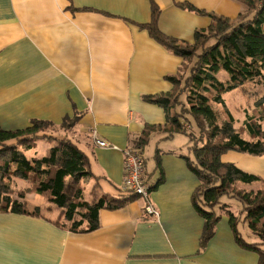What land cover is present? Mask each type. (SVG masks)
<instances>
[{"label": "crops", "instance_id": "crops-1", "mask_svg": "<svg viewBox=\"0 0 264 264\" xmlns=\"http://www.w3.org/2000/svg\"><path fill=\"white\" fill-rule=\"evenodd\" d=\"M183 1L230 19L244 9L239 0H154L159 29L184 41H192L194 31L207 28L211 18L176 5ZM149 20V0H0V125L20 129L42 119L58 127L88 158L94 177L81 181L92 184L85 200L123 194L122 152L95 139L136 148L147 125L164 126L162 107L144 97L171 90L165 77L177 74L182 58L138 26ZM65 117L69 122L63 127ZM176 133L157 128L140 148L153 153L151 141L157 138L151 173L141 153L157 218L146 216L144 200L135 199L119 208H101L95 229L72 231L61 210L39 194L48 204L25 199L27 207L50 213L54 208L53 217L42 210L40 215L0 211V264H258V253L235 241L225 212L212 238L199 246L204 220L192 201L199 181L185 160L193 162L185 153L187 144L182 138L173 142ZM40 141L52 145L39 138L30 149ZM221 161L264 179V153L229 150ZM18 184L13 189L29 186ZM236 185L264 188L262 180ZM241 237L264 249L261 241Z\"/></svg>", "mask_w": 264, "mask_h": 264}, {"label": "trees", "instance_id": "trees-1", "mask_svg": "<svg viewBox=\"0 0 264 264\" xmlns=\"http://www.w3.org/2000/svg\"><path fill=\"white\" fill-rule=\"evenodd\" d=\"M239 1L244 9L232 19L208 13L186 1L177 2L180 8L211 18L207 28L194 31L192 41H184L159 29L157 20L160 8L154 0H149L150 20L138 26L166 49L180 56L182 62L176 75L165 77L172 85L170 91L144 97L162 107L165 123L163 127L147 125L136 139L135 147L142 148L148 142L150 132L157 128H162L168 135L185 133L191 140L194 131L186 117L189 114L198 128L201 144L192 147L193 162L185 157L188 167L199 181L192 194L194 207L204 220L199 246L203 247L212 238L216 223L225 212L235 241L243 248L256 251L258 264H264V249L244 241L237 229V217L219 200L223 195L238 198L244 220L264 244V188L247 191L236 185L239 181L264 182V179L241 170L231 162L221 161V155L229 150L253 155L264 153V129L257 122L259 118L264 120V110L256 117L247 113L243 124L235 128L229 112L219 125L217 113L211 107V103H216L225 108L224 93L250 84L259 88L257 105H264V0ZM220 70L228 73L224 81L217 77ZM180 92L185 94L186 99L181 112H177L175 107L179 103ZM67 122L69 120L65 117L61 126H68ZM49 126L54 125L42 119H32L20 129H5L0 125V211L9 209L15 213L40 215V207L29 209L24 199L26 191H34L46 196L48 202L61 210L60 215L70 230L85 232L97 227V215L101 208H119L139 198L125 191L118 198L102 194L97 197L93 195L90 201L85 200L81 181L94 177L88 158L67 136L52 137L44 133V128ZM245 133L249 139L243 138ZM39 138L48 139L52 145L44 155L28 158L23 150L34 147ZM13 175L29 184L28 188L19 189L14 198L10 196V178ZM6 179L7 183L4 181Z\"/></svg>", "mask_w": 264, "mask_h": 264}, {"label": "rangeland", "instance_id": "rangeland-1", "mask_svg": "<svg viewBox=\"0 0 264 264\" xmlns=\"http://www.w3.org/2000/svg\"><path fill=\"white\" fill-rule=\"evenodd\" d=\"M217 77L221 81H224L228 78V73L224 70H220L217 73ZM183 80H184V77L181 80V86L183 85ZM259 95H260L259 94V88H257L256 86H252L251 84L247 85L245 88H235L231 91L224 93L222 95V97L224 99L225 108L227 109V113H226L225 108L221 104L211 103V107H213V109L217 113V123L219 125L222 124V122L227 118L228 112L232 115V117L234 119L233 126L235 128H238L239 126H241L243 124V121L246 118L245 115L247 113L252 117H256V115H259V113L264 110V105H257V100L259 99ZM178 96H179V103L176 105L175 108H176L177 112H181V109L184 106L186 96L184 93H181V92L179 93ZM186 117L188 118L189 122L191 123V126H190L191 129L194 131V134L191 135V140H189L188 135H186L185 133H176L173 142H175V144H179L180 143L179 139L182 138L183 143L187 144V146L184 145L185 153L189 154L190 158L194 161V149L192 147L193 146L196 147L198 144H199V146H201V144L199 143L200 137H199L198 128L195 126V122L192 119V117L189 114H186ZM257 122L264 129V120L259 118V119H257ZM186 127H188V126H186ZM43 132L47 133L49 136H52V137L63 136V134H60V132L58 131V127H54V126L45 127ZM243 138L249 139V137L246 133L243 134ZM155 139H157V138H155ZM155 139H153L151 141L152 145L150 146L151 147L150 149L151 150L153 149V153L144 152V150L141 151V153L144 155L145 160H147V168L149 170V173H151V171L153 170V167L155 166V161H154V157H153L155 154V145H154ZM47 144L49 146L51 145V143H47L45 141H40V143L36 145L35 149L24 150V153L27 157L28 156L29 157L34 156L35 154H36L35 156H42L45 152L44 147L47 146ZM163 145L164 144H161L160 146H163ZM189 147L191 150L188 149ZM15 178H17V179H15ZM18 178L19 177L14 176V175H13V178H10V188H11L10 189V196L12 198L17 196V192L19 190V189H13L14 182L16 185H17V183H20V184H18V188L28 186V183L26 181L21 179V182H20ZM149 179L150 178L148 177L147 181L151 182ZM4 181L7 183L8 180L6 179ZM82 184L84 186V198L89 199L91 196L90 195V188H91L92 184L90 186H86L84 184V182H82ZM257 185H259V184H257ZM245 190H248V189H245ZM99 192H101V191H99ZM122 192L126 193L125 191H122ZM101 193H107V192L102 191ZM24 199H27L31 203L34 202L37 204H41L40 206H44V205L48 204L45 200L42 199V197L39 194H37L35 192L26 191ZM35 199H38V201H35ZM137 200L142 201V198H138ZM219 200L221 201L220 203L225 204L228 207V209L232 213H234L235 216L237 217V227H238L237 229H238L240 235H243V237L249 242L261 241V239L258 237V235L256 233H254L250 228L246 227V222H245V224L242 222V220L244 219V213H241V211H242V208H240L241 202L238 198L231 197L228 195H223L221 198H219ZM41 210L43 212H45L46 214L52 216V217L55 214L54 212H52V211H54V208L51 209V213H50V211L45 210L44 207H41ZM248 229H250V232ZM246 233L251 235V237H247ZM261 245H264V244H261Z\"/></svg>", "mask_w": 264, "mask_h": 264}, {"label": "built area", "instance_id": "built-area-1", "mask_svg": "<svg viewBox=\"0 0 264 264\" xmlns=\"http://www.w3.org/2000/svg\"><path fill=\"white\" fill-rule=\"evenodd\" d=\"M100 146H107L119 150L123 154V178L121 188L129 193H134L144 200V212L146 215L157 218L158 210L153 206L150 199L152 184L147 181L143 157L140 149L120 148L116 145H110L100 139H95Z\"/></svg>", "mask_w": 264, "mask_h": 264}]
</instances>
